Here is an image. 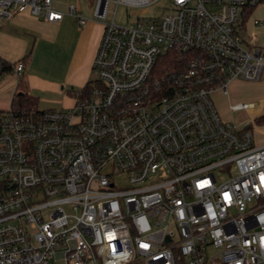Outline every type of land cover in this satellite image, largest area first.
Wrapping results in <instances>:
<instances>
[{
  "label": "built area",
  "instance_id": "obj_1",
  "mask_svg": "<svg viewBox=\"0 0 264 264\" xmlns=\"http://www.w3.org/2000/svg\"><path fill=\"white\" fill-rule=\"evenodd\" d=\"M171 1L123 27L98 0V78L75 105L0 110V264H264V144L213 100L264 80V48L246 34L264 0ZM23 13L64 18L54 0H0V20ZM230 109L264 123V100Z\"/></svg>",
  "mask_w": 264,
  "mask_h": 264
},
{
  "label": "crops",
  "instance_id": "obj_2",
  "mask_svg": "<svg viewBox=\"0 0 264 264\" xmlns=\"http://www.w3.org/2000/svg\"><path fill=\"white\" fill-rule=\"evenodd\" d=\"M70 1L54 0V8L64 14L57 23H48L28 13L7 21L0 20V60L18 63L30 54L28 59L20 61L25 67L24 72L21 75L12 73L17 79L7 90L0 89L3 96L5 91L9 94L7 99L0 98V110H5L2 104H8V97L13 93L11 106L22 78L25 92L38 101L41 110L56 109L54 107L60 106L67 96L72 97L74 87L80 91L87 85L104 34V24L92 17L83 0L79 6ZM71 6L87 18L84 28H80L69 14Z\"/></svg>",
  "mask_w": 264,
  "mask_h": 264
},
{
  "label": "rangeland",
  "instance_id": "obj_3",
  "mask_svg": "<svg viewBox=\"0 0 264 264\" xmlns=\"http://www.w3.org/2000/svg\"><path fill=\"white\" fill-rule=\"evenodd\" d=\"M85 3V7L90 10V13L93 18L95 16V9L98 3V0H83ZM110 1V18L113 17L114 12L117 13L116 24L123 27H130L136 24L138 17H159L166 16L170 14L172 9V1L171 0H159L158 2L146 6L144 8H134L127 6H119L116 8L117 0H109ZM70 3L75 4L76 6L81 5L80 0H71ZM255 18H264V6H260L256 8L254 11V16L250 18L247 23L248 28L246 34L249 36H257L259 39V44L264 48V28L254 27L252 24V20ZM98 78L96 72L91 68L90 76L88 83H92ZM17 79L16 74H7L0 76V89L11 87V83ZM79 88L74 87V90H71V95L78 91ZM21 92V90H19ZM4 92L0 93V98H6L9 94L5 91V96H3ZM13 93H10V97H8V104H2V107L5 109L10 108V98ZM213 100L215 102L216 108L225 121H231L237 128H246L250 124H252V129L256 134V142L258 144H264V123L259 122L256 125L253 122V113L249 112V110L242 109L239 111H231L230 107L236 104H245L253 101H262L264 100V80L259 82H249V81H233L230 85H228L226 91L217 90L216 93L213 94ZM5 101V100H3ZM77 101L76 95H72V97H66L65 100L61 103L60 106H56V109H68L75 105ZM257 126V127H256ZM256 127V128H255ZM119 184L121 186H126L127 182L124 179H119ZM215 254L214 252H211Z\"/></svg>",
  "mask_w": 264,
  "mask_h": 264
},
{
  "label": "trees",
  "instance_id": "obj_4",
  "mask_svg": "<svg viewBox=\"0 0 264 264\" xmlns=\"http://www.w3.org/2000/svg\"><path fill=\"white\" fill-rule=\"evenodd\" d=\"M29 56H30V54L29 55L27 54L25 56V58H23L20 61H24V60L28 59ZM20 61L18 63H20ZM18 63H11V62H7L5 60H0V76L3 74L13 73L14 68L18 65ZM168 63H172V61L169 60ZM22 79L19 80V83H18V87H19V90H21V92L16 93V95L14 96V98L12 100V105L16 106L20 110L27 109V108L28 109L38 108V101L36 99L28 96V94L25 92V84L23 83ZM77 92H79V90L76 91L72 95H75Z\"/></svg>",
  "mask_w": 264,
  "mask_h": 264
}]
</instances>
